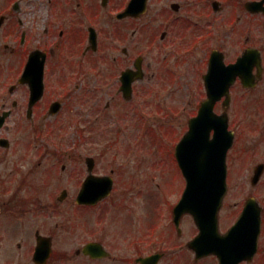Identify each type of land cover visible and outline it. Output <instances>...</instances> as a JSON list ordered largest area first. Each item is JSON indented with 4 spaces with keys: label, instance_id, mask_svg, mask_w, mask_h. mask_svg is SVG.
<instances>
[{
    "label": "flooded vegetation",
    "instance_id": "obj_1",
    "mask_svg": "<svg viewBox=\"0 0 264 264\" xmlns=\"http://www.w3.org/2000/svg\"><path fill=\"white\" fill-rule=\"evenodd\" d=\"M130 1L0 0V117L6 114L0 138L10 139L15 132L11 121L17 116L27 122L47 117L48 68L61 37L64 39L60 45L74 54L79 80L85 81L82 73L84 68L88 69L90 84L88 96L81 98L79 94L75 99L78 142L63 152L60 147L56 148L58 151L41 147L39 157L49 158L51 166L40 169L32 161V151L24 148H20L24 151H15L16 147L0 145V264H37L34 252L38 233L51 238L52 252L45 264H180L177 251L172 247L175 245L172 210L146 216L142 211L124 208L122 198L103 200L91 206L77 202L88 175L81 173V165L86 163V154L97 151L91 139L88 145L81 144L82 133L89 129L91 135L99 117L92 93L95 88L90 83V80L95 82L94 69H108V79L119 86L115 95V98L119 96L118 101L112 109L119 117L128 113L127 105L122 103L124 94L119 90L122 69L134 68L139 60L142 69H146L144 79L150 80L156 77L155 72L149 73L150 69H172L175 78L177 69H188L190 78L186 83L190 97L184 103L187 108L185 131H188L201 103L208 97L209 69L234 63L247 50H255V53L259 50L261 64L258 65L256 56L251 54L240 69L254 74L257 69H263L262 79L254 87H244L238 77L231 88L230 102L224 103L225 97L218 99L213 111L216 116L227 115L229 129L234 134L226 156L228 168L264 166V0H148L145 14L120 17ZM55 20L57 41L50 44L49 23ZM158 20L162 21L160 28L163 29L156 28ZM130 26H133L131 31ZM143 26H147L148 33L143 34ZM92 29L96 32L99 49L105 45V55L98 58L99 51L89 49ZM37 48L47 53L46 89L29 116L30 90L28 85L17 84L20 65L17 61L27 59ZM80 52L87 59L85 64L78 59ZM176 84L177 81H173L172 88H177ZM82 86L77 84L79 91L83 90ZM134 93L137 95L139 89ZM107 105L110 111V102ZM172 110H175L173 103ZM101 116L107 118L108 115ZM133 118L142 119L143 114L140 112ZM99 149L114 150L109 161L117 164L106 171L98 170L96 166L100 161L95 157V174L112 175L114 185L140 183V155L128 158L133 151L125 146ZM58 161L60 172L55 166ZM41 164L39 161L38 165ZM249 179L248 193L234 204L232 216L221 215L220 224L222 232H226L239 219L247 198L254 196L262 209L258 246L251 260L239 264H264V172L256 183H252V176ZM63 180L73 186L67 193H64L65 186L54 190V185H61ZM51 187L53 192L47 194L46 189ZM184 235L183 231L179 233L182 238L186 237ZM89 242L97 243L98 251L87 255L83 248ZM207 257L211 258L210 264H219L216 256ZM198 262L194 260L195 264Z\"/></svg>",
    "mask_w": 264,
    "mask_h": 264
},
{
    "label": "rangeland",
    "instance_id": "obj_2",
    "mask_svg": "<svg viewBox=\"0 0 264 264\" xmlns=\"http://www.w3.org/2000/svg\"><path fill=\"white\" fill-rule=\"evenodd\" d=\"M145 19H148V16ZM55 26L56 24H52L53 28ZM161 26H162V21L160 22L158 20L156 28L160 29ZM132 28L133 26H130L129 28L130 31L132 30ZM142 28H143V34L148 33L147 26H143ZM51 38L52 37H50V40ZM156 52H154L155 56L157 55ZM59 56H61L60 52L56 51L54 62H56V60L59 59ZM160 59H162V57ZM157 61L159 60L157 59ZM67 63L68 62L64 60L63 63H57L55 65H52L53 67L51 66L50 69H61L60 64L61 65L66 64L68 66ZM177 71L178 74H176V76L178 79L172 77V69H150L149 71L150 74L153 72L156 73L155 78L151 80H147V83L151 85V87L154 90V95L152 94L153 90H148V88L145 89L144 91H140L139 93V96L146 97L144 100L141 99L142 107L145 110L143 113L145 114L144 120L143 121L139 120L140 122L138 126L135 127L132 126V123L128 122L127 129L125 128V131H127L125 136L120 137L119 135L110 131V133H103L102 137L96 138L97 141L96 146H105L107 144L134 145V147L138 148V151L142 152L144 163H142V173H140L141 180L143 183L140 184L141 191L140 193H138L137 191H135L137 186H132L129 188L130 192L127 193L129 197H132L129 199L128 202L129 205L136 210L147 211V205L150 199V195L152 194L154 196L155 203L150 207V210H160V208H158V203L162 200L167 201L169 200L170 197L172 198V206H173L174 205L173 203L177 202L178 199L180 198V194H181L180 191L185 185V180L182 177V173L180 172L179 168L174 165L175 163L172 162V142H173L172 135L175 136L176 132H179L180 129L181 132L179 134L181 135V133H183L184 124L182 123L185 120V113L187 111V108L184 107L185 105L184 102L186 99L190 97V92L188 93V86L186 81L187 79L190 78L189 77L190 74L188 69H177ZM69 72L71 75L72 70H70ZM73 76L74 75L72 74L71 77ZM65 79L66 77L64 76L60 78V80L63 82L65 81ZM101 80L104 81V78ZM173 81H177L176 85H178V87L175 89L172 88ZM98 85L104 87V82ZM160 96L165 99V103L168 106V109L172 108V103H173V105L175 106V110L172 111L173 113L175 112L177 115L172 114V116L178 119V121H175L174 119L176 126H173L172 122L168 123L170 124L169 126L167 125V123H165V125L168 126L165 131L161 127L163 125L159 126L155 123L157 114L154 109L156 108L155 105L161 102L160 99L162 98H160ZM103 98L104 95L103 94L100 95V99ZM166 118L168 121L169 120L172 121V118L170 116H167ZM110 121L111 120H109L108 124H114V122H110ZM39 123L41 125H44L46 122L43 123L39 122ZM18 124L19 122H17L16 130L12 135L13 146L24 148L27 147L28 145L35 146L44 143L43 139L32 138L33 136H35V133L32 130L30 123H27L30 129H28L26 133L22 131V127L20 125L18 126ZM20 124L23 125V123ZM141 127L143 128V130L141 129ZM176 128L177 130L175 131ZM71 130H73V128L68 127L65 128L61 133L60 132L57 134H55L54 132L49 133V135L51 136V140H53L49 144L60 145L65 141L66 142L65 146L72 145L74 138H73V134L71 136ZM66 131H70L68 137H64ZM106 141H109V143H107ZM45 145L48 144L45 143ZM158 148H160L161 161L160 160L158 161V154L156 155V153L158 152ZM108 159L109 158H106L104 161L99 163L100 168L98 170L106 171L109 168L114 167L115 164H117V162L115 161L113 165L111 164L109 165ZM44 163L45 164L47 163L46 160ZM57 167L60 168V163ZM252 172H253L252 169H248V168H234V169L231 168L228 171V177H230V179H228L229 195L228 197H226L223 215H232V210L235 208L234 204L241 199V196L243 194L248 193V189L251 186L249 177L251 176ZM67 185L69 184H67L66 181L63 180L61 185L59 186L54 185L56 186L54 190H57L60 187ZM69 186L73 188L72 185ZM128 186L129 185L126 184L118 185L116 192L121 193L122 190H125L126 188H128ZM51 190H53L52 187L47 188L46 193L48 194L50 192H53ZM150 190L152 191V194L150 193ZM185 224L187 231H189L190 234L193 233L195 228H193V222L191 217L186 218L185 216ZM186 256L188 257V254H186Z\"/></svg>",
    "mask_w": 264,
    "mask_h": 264
},
{
    "label": "water",
    "instance_id": "obj_3",
    "mask_svg": "<svg viewBox=\"0 0 264 264\" xmlns=\"http://www.w3.org/2000/svg\"><path fill=\"white\" fill-rule=\"evenodd\" d=\"M39 69H43L40 67ZM232 72L239 73L240 69H226ZM227 84L224 89L227 90ZM210 97L216 92L215 88L210 86L209 88ZM222 94V93H221ZM211 108L205 107L203 112L200 113L199 117L195 118L194 122H200L206 124L205 129L215 123L210 114ZM227 133V122L225 121L222 125V130L216 132L215 140L209 141L210 144L207 148L206 145L202 146L195 159L190 160L187 152V143L189 142L190 133L187 134L178 146V156L180 160V165L187 179V188L184 192L183 198L180 203L176 206L175 210L177 216H180L183 212L190 211L193 213L196 221L198 222L201 232L198 237L191 243V245L197 250H215L219 252L220 248L225 247L224 242L229 240V238L222 239L219 236L217 229V217L218 212L221 208L224 195L227 191L226 185V165L223 157V152L227 149V144H222L220 141ZM207 137L206 131L203 133ZM212 145V147H211ZM182 150V153H180ZM211 150L208 154L207 151ZM202 151V152H201ZM213 152V153H212ZM218 153L221 158L219 160L213 161L215 157L214 154ZM197 158V159H196ZM203 159V160H202ZM202 162L203 167H197L195 162ZM96 191L95 195L97 198L107 194L110 190V186H104L99 183L94 184ZM255 202L253 199L249 200L247 206L244 209L242 218L243 220L254 218L255 216ZM256 220L259 226V214H256ZM237 229L232 227L230 234H233ZM227 243H233L234 240H229ZM225 250V249H224Z\"/></svg>",
    "mask_w": 264,
    "mask_h": 264
}]
</instances>
